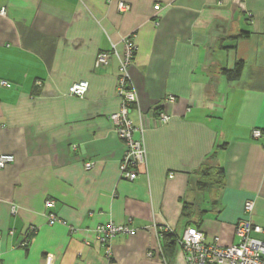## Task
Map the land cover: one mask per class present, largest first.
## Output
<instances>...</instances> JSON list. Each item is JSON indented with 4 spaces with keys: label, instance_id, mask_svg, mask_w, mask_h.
I'll use <instances>...</instances> for the list:
<instances>
[{
    "label": "crops",
    "instance_id": "0c3cea01",
    "mask_svg": "<svg viewBox=\"0 0 264 264\" xmlns=\"http://www.w3.org/2000/svg\"><path fill=\"white\" fill-rule=\"evenodd\" d=\"M126 41L147 157L134 180L109 118ZM82 80L85 96L70 93ZM0 152L15 156L0 168V264H188L162 227L236 244L248 199L264 228V0H0ZM212 157L224 185L201 190ZM108 223L135 229L110 256L97 237Z\"/></svg>",
    "mask_w": 264,
    "mask_h": 264
},
{
    "label": "built area",
    "instance_id": "2783aa9c",
    "mask_svg": "<svg viewBox=\"0 0 264 264\" xmlns=\"http://www.w3.org/2000/svg\"><path fill=\"white\" fill-rule=\"evenodd\" d=\"M159 7V4L156 5ZM120 11H127L130 5L124 2L119 3ZM5 12L4 9L1 10ZM135 46L133 43L126 41V52L121 58L117 92L121 98L120 108L111 113L109 118L113 124L115 131L124 139L126 151L120 163V176L124 179L134 180L138 175V168L146 162V149L142 139L135 137V132L141 129L132 117V108L137 102L136 92L130 81L128 67L133 59ZM110 58V53H100L97 64L107 63ZM2 84L11 86V83L2 81ZM89 87V82L86 80L74 83L70 87V93L77 96H85ZM173 102L175 98H168ZM170 115L166 112L159 114V119L166 122ZM254 137L262 135L261 129L253 130ZM15 161V156L12 154L0 152V168H4ZM87 169L92 168L93 163L85 164ZM54 204L53 200H47L46 205ZM254 209V201L248 199L244 203L245 216L240 218L235 225V234L238 237L236 244L223 245L219 237H215L212 241L206 240L205 233L195 225L186 227L184 233L178 237L186 262L188 264H264V239L259 235L264 232L261 225L254 223L251 220L250 214ZM56 221L55 215H50V222ZM164 231L174 232L167 225L162 227ZM135 229L125 224L108 223L102 224L97 228L98 239L106 245V255H111V246L109 240L120 234H132Z\"/></svg>",
    "mask_w": 264,
    "mask_h": 264
},
{
    "label": "trees",
    "instance_id": "16d2710c",
    "mask_svg": "<svg viewBox=\"0 0 264 264\" xmlns=\"http://www.w3.org/2000/svg\"><path fill=\"white\" fill-rule=\"evenodd\" d=\"M243 66H244L243 62L238 61L235 64L234 68L232 69L224 68L223 72L229 80H235L240 77ZM196 172L198 175L196 184L201 190H209L213 187H221L224 185L225 170L222 166L216 164L215 160L213 161V157H212V161L203 163ZM174 235H175V231L174 232L165 231V236H170L173 238L174 241L178 242L179 236L177 235L174 236Z\"/></svg>",
    "mask_w": 264,
    "mask_h": 264
}]
</instances>
